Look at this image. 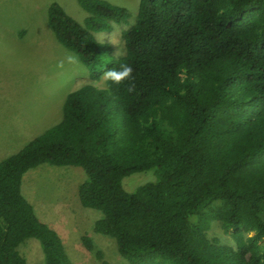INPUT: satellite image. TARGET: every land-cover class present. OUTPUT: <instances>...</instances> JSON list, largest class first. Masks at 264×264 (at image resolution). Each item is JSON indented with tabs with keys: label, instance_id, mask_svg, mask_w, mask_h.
<instances>
[{
	"label": "trees",
	"instance_id": "trees-1",
	"mask_svg": "<svg viewBox=\"0 0 264 264\" xmlns=\"http://www.w3.org/2000/svg\"><path fill=\"white\" fill-rule=\"evenodd\" d=\"M79 3L84 23L50 0L57 40L91 80L133 71L68 93L61 120L0 161V264H28L26 238L39 240L37 264H73L22 193L43 163L84 170L79 200L129 264H264V0H139L120 57L92 31L130 23L127 9ZM135 173L149 176L128 191ZM213 221L233 245L208 237Z\"/></svg>",
	"mask_w": 264,
	"mask_h": 264
},
{
	"label": "rangeland",
	"instance_id": "rangeland-1",
	"mask_svg": "<svg viewBox=\"0 0 264 264\" xmlns=\"http://www.w3.org/2000/svg\"><path fill=\"white\" fill-rule=\"evenodd\" d=\"M55 1L84 23L87 14L79 0ZM103 1L124 7L131 15L130 23H115L111 31H92L97 41L110 47L113 56L120 57L125 52L122 31L133 23L139 0ZM49 2L0 0V161L57 124L68 93L87 83L101 86L105 79L103 74L100 80H91L76 53L57 40L47 19ZM70 55L77 62L70 63ZM146 176L149 173L130 174L123 178V186L132 191ZM85 177L81 167L43 163L24 174L22 193L38 216L61 236L73 264H100L97 252L111 264H129L111 237L94 230L102 213L84 207L79 200L78 188ZM83 235L91 238L92 250L84 247ZM208 237L233 245L218 221L212 222ZM18 250L28 264L43 258L35 238L24 239Z\"/></svg>",
	"mask_w": 264,
	"mask_h": 264
},
{
	"label": "clouds",
	"instance_id": "clouds-1",
	"mask_svg": "<svg viewBox=\"0 0 264 264\" xmlns=\"http://www.w3.org/2000/svg\"><path fill=\"white\" fill-rule=\"evenodd\" d=\"M68 61L70 63H75L77 62V58L74 56H68L67 57ZM133 69L126 65V64H121L119 68H112L111 70H107L104 73L105 78L113 81L116 84L121 83L123 80L130 78L132 74Z\"/></svg>",
	"mask_w": 264,
	"mask_h": 264
},
{
	"label": "crops",
	"instance_id": "crops-1",
	"mask_svg": "<svg viewBox=\"0 0 264 264\" xmlns=\"http://www.w3.org/2000/svg\"><path fill=\"white\" fill-rule=\"evenodd\" d=\"M1 152V151H0ZM10 155V154H9Z\"/></svg>",
	"mask_w": 264,
	"mask_h": 264
}]
</instances>
